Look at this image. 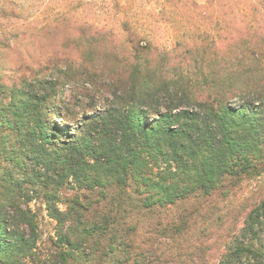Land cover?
Instances as JSON below:
<instances>
[{
  "label": "trees",
  "instance_id": "1",
  "mask_svg": "<svg viewBox=\"0 0 264 264\" xmlns=\"http://www.w3.org/2000/svg\"><path fill=\"white\" fill-rule=\"evenodd\" d=\"M126 16L123 57L106 48L99 30L79 29L80 36L88 34L90 51H78L89 59L75 64L69 53H54L44 67L62 72L63 62L65 76L76 69L109 94L102 109L75 128L45 119L35 106L63 105L61 80L47 76L35 101L28 88L18 92L28 108L23 122L0 113V264H116L130 253L133 222L199 198L158 215L166 221L157 225L176 233L195 216L209 218L217 203L238 196L243 180L264 172V34L240 43L239 36L201 32L199 40L163 49ZM33 177L48 189L46 211L56 222L50 247L40 244L30 206L38 192ZM70 184L111 202L88 193L66 196L61 190ZM236 210L240 221L234 208L224 209L227 243L218 264H264V241L254 240L264 198L251 212L242 202ZM150 228L147 223L146 232Z\"/></svg>",
  "mask_w": 264,
  "mask_h": 264
},
{
  "label": "rangeland",
  "instance_id": "2",
  "mask_svg": "<svg viewBox=\"0 0 264 264\" xmlns=\"http://www.w3.org/2000/svg\"><path fill=\"white\" fill-rule=\"evenodd\" d=\"M126 15L135 21L131 22L133 26L148 31L153 42L163 49H173L176 45L182 47L186 40H199L201 32L211 36H239L242 38L238 40L240 43L247 41L246 37L253 36L255 32L264 34V0H0V113L13 122L15 119L18 123L23 122L20 116H26L28 108L19 100L18 92L28 88L35 101L44 93L39 81L47 76L61 80L57 99H62L63 105L59 107L58 102H47L44 106L41 102L35 106L45 119L46 116L51 117L57 123L75 128L83 116H91L102 109L109 94L87 82L76 69L65 76L63 62L59 63L62 72L46 71L44 67L54 53H69L75 64L84 56L89 59L88 54L79 53L80 46L85 48V52L90 51L89 36H80L79 29L86 32L99 30L105 38L106 48L112 50L115 47L118 56L123 57L125 33L121 23ZM15 92L14 97L12 93ZM235 102L238 103V99ZM61 115H65L67 121ZM8 132L9 129L2 133ZM18 148L14 144L16 151ZM15 177L21 179L23 176L16 174ZM33 179L32 185L38 192L32 194L30 206L36 212L40 244L50 247L49 239L55 236L56 222L46 211L44 194L48 189L41 186L40 178ZM25 185L31 186L30 183ZM241 187L242 191L236 198L217 203V209L209 218L207 213L203 219L195 216L180 230L178 226L176 233L157 225L159 219L163 224L166 221L158 215L177 213L199 198L194 200L191 196L178 206L155 210L153 215L148 214L150 219L133 222L138 227L131 237L130 253L127 257L126 254L120 255L116 264H218L227 243L223 235L228 224L223 216L224 209L234 208L239 221L241 214L236 208L241 202L246 207L249 205V212L255 209L264 198V172L243 180ZM61 191L69 197L76 192L88 193L103 204L111 202L109 198H99L97 190L89 193L72 184ZM248 199L247 205L244 200ZM59 207L64 209L63 204ZM256 220L259 222L254 224V240L258 243L264 241V212ZM147 223L151 227L149 232L145 230ZM137 251H153V254L136 256ZM101 263L110 264L108 259Z\"/></svg>",
  "mask_w": 264,
  "mask_h": 264
}]
</instances>
